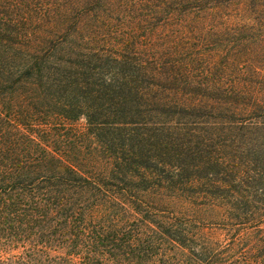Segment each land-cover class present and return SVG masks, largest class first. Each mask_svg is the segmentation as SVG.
Returning <instances> with one entry per match:
<instances>
[{
	"label": "trees",
	"instance_id": "obj_1",
	"mask_svg": "<svg viewBox=\"0 0 264 264\" xmlns=\"http://www.w3.org/2000/svg\"><path fill=\"white\" fill-rule=\"evenodd\" d=\"M74 3L0 0V264H264V0H160L167 56Z\"/></svg>",
	"mask_w": 264,
	"mask_h": 264
},
{
	"label": "rangeland",
	"instance_id": "obj_2",
	"mask_svg": "<svg viewBox=\"0 0 264 264\" xmlns=\"http://www.w3.org/2000/svg\"><path fill=\"white\" fill-rule=\"evenodd\" d=\"M79 1L86 2V0H74V4L81 8ZM112 2V4L106 5V10L102 12L97 9L96 11H86L82 13L80 9L74 8L68 16L71 17V20L73 18H77V20L80 18L81 20L71 25L70 28L80 31L81 35H79L84 38L93 35V38L91 37L88 40L91 46H94L93 39H96L98 44L102 46L111 47L129 38V40L134 41L136 44L139 42L140 45L138 46L142 48V53L144 54L150 51L156 55L160 54L161 56H167V19L164 20L162 14L157 11L156 4H159L160 0H112ZM149 10H155L156 13H154L153 16L157 14L155 15L157 17L145 23L138 15L145 12L149 14ZM99 16H101L102 19ZM229 34L228 32H214L208 30L202 33H195L193 36L197 38L200 35L202 38L219 40L223 44L220 43L216 48H220L221 44L225 46ZM240 34L241 33H239V36ZM79 40L82 43L83 40ZM185 43L186 41H184V44ZM204 43L209 42H203V44ZM190 44L193 46L195 43ZM201 44L202 43H199L198 45L201 46ZM250 44L253 47L256 42L247 44L244 42L243 46L249 47ZM211 57L213 58V55ZM84 123L85 121L83 118H79L76 122L77 125L81 126H83Z\"/></svg>",
	"mask_w": 264,
	"mask_h": 264
}]
</instances>
